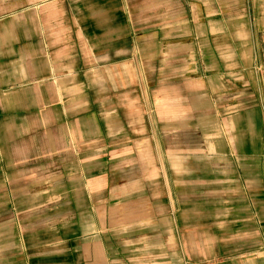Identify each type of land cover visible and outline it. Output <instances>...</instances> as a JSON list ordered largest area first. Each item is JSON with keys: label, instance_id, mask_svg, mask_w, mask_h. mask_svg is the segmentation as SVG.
I'll return each mask as SVG.
<instances>
[{"label": "crops", "instance_id": "0c3cea01", "mask_svg": "<svg viewBox=\"0 0 264 264\" xmlns=\"http://www.w3.org/2000/svg\"><path fill=\"white\" fill-rule=\"evenodd\" d=\"M142 1L0 25V264H264V0Z\"/></svg>", "mask_w": 264, "mask_h": 264}, {"label": "rangeland", "instance_id": "374dc122", "mask_svg": "<svg viewBox=\"0 0 264 264\" xmlns=\"http://www.w3.org/2000/svg\"><path fill=\"white\" fill-rule=\"evenodd\" d=\"M128 1H131V4L134 3L135 8L144 5L142 3L140 5V0ZM143 1L147 2L148 0ZM120 7L121 5L117 4L115 0H26V2L6 0L5 4H0V25H3L6 20H13L14 23L6 26L18 28L17 16L27 9L35 10L34 16H28L27 18V29L31 32L34 29H41L43 38L48 35V30L63 29L71 30L74 33L81 31L88 35H97L109 23V16L112 18L116 9H120ZM35 18H38L36 20L38 21L37 25H35ZM51 18L54 19L51 20ZM134 22L136 23V20ZM137 23L144 27L148 24V21L142 19ZM49 25L52 29L49 28ZM97 102L100 101H94L93 104ZM113 151L111 152L112 156Z\"/></svg>", "mask_w": 264, "mask_h": 264}]
</instances>
